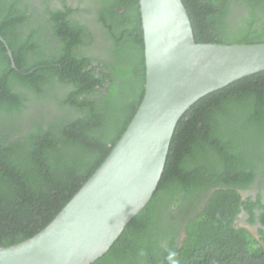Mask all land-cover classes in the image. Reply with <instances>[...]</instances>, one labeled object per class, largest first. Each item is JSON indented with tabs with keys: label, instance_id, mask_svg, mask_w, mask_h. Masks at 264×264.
Masks as SVG:
<instances>
[{
	"label": "trees",
	"instance_id": "1",
	"mask_svg": "<svg viewBox=\"0 0 264 264\" xmlns=\"http://www.w3.org/2000/svg\"><path fill=\"white\" fill-rule=\"evenodd\" d=\"M70 1L0 0V248L55 218L144 95L138 1ZM181 2L196 44L264 43V0ZM260 188L264 71L182 115L150 201L92 264H264V231L237 221L264 227V198L240 194Z\"/></svg>",
	"mask_w": 264,
	"mask_h": 264
},
{
	"label": "water",
	"instance_id": "2",
	"mask_svg": "<svg viewBox=\"0 0 264 264\" xmlns=\"http://www.w3.org/2000/svg\"><path fill=\"white\" fill-rule=\"evenodd\" d=\"M137 1L145 84L134 117L43 230L0 248V264H92L101 258L154 194L182 115L202 97L264 71V43L196 44L181 0Z\"/></svg>",
	"mask_w": 264,
	"mask_h": 264
},
{
	"label": "flooded vegetation",
	"instance_id": "3",
	"mask_svg": "<svg viewBox=\"0 0 264 264\" xmlns=\"http://www.w3.org/2000/svg\"><path fill=\"white\" fill-rule=\"evenodd\" d=\"M66 3L67 4H70L71 1L70 0H66ZM241 196L244 197V198H247L249 196H251L253 199H255L256 195H260L264 198V188H260V189H252V190H248L247 192L246 191H243V192H240ZM255 214H257V212L254 210ZM244 217V214H242V216L238 217L237 221L238 223L240 224L241 223V226H244L245 228L248 229V231L250 233H252V235L259 241H261V236L259 235V230H262L264 231V227H261V225L257 222L254 223V224H248L245 219L246 218H243ZM262 242V241H261Z\"/></svg>",
	"mask_w": 264,
	"mask_h": 264
}]
</instances>
